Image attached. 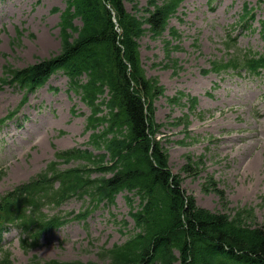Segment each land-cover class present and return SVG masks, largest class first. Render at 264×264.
Here are the masks:
<instances>
[{"label":"rangeland","instance_id":"obj_1","mask_svg":"<svg viewBox=\"0 0 264 264\" xmlns=\"http://www.w3.org/2000/svg\"><path fill=\"white\" fill-rule=\"evenodd\" d=\"M146 2L123 0V5L140 17L145 15L142 8ZM244 2L255 8V19L250 21L249 28L240 20ZM136 3L140 10L134 7ZM53 7L62 9L64 0H0V76L4 65L23 68L59 51V12H53ZM262 20L264 0H184L168 22V28L174 27L180 32L178 40L172 42L180 48L169 52L170 57L177 59L176 66L181 67L175 75L171 68H166L163 50L164 40L170 38L169 32L166 30L155 39L146 32L139 39L147 76L156 78L165 87L164 96L155 101L151 111L153 121L163 123L155 136L160 137L169 153V168L181 178V189L194 197L200 209L231 214L236 207L253 206L256 225L264 223V73L218 75L205 71L210 67V60L224 59L234 48L263 52ZM76 22L80 26L79 20ZM230 36L236 37L237 43L227 48L224 41ZM66 87V76L56 72L44 86L29 94L28 103L0 128V169L3 170L0 194H6L31 177L34 180L43 177L36 174L55 159L57 150L87 143L84 125L90 110L78 94L67 92ZM178 90L197 97L194 111L186 104L167 102L168 96ZM22 95L19 89L2 87L0 117L18 105ZM72 107L76 113H72ZM183 114H189L187 128L175 121ZM184 129L187 138H184ZM200 154L204 155L205 164L200 173L194 166L187 167L189 172L183 170L189 156L195 160ZM77 166L78 161L74 160L60 164L61 168ZM208 174H213L225 190V204L221 205L223 202L213 191L202 189ZM48 190L47 194H55L54 190ZM126 196L133 198L127 191L121 192L113 205L101 203L85 219L70 220L45 233L34 248H22L15 230L2 236L0 247L10 251L9 264H29L33 256L41 260L105 264L107 259L100 254L102 248L124 242L133 231ZM133 200L136 205L138 198ZM58 203L61 204L57 207L47 203L43 212L48 217L60 211L78 213L84 204L83 197L77 196Z\"/></svg>","mask_w":264,"mask_h":264},{"label":"trees","instance_id":"obj_2","mask_svg":"<svg viewBox=\"0 0 264 264\" xmlns=\"http://www.w3.org/2000/svg\"><path fill=\"white\" fill-rule=\"evenodd\" d=\"M64 1L59 51L23 68L4 65L0 83L15 79L33 90L52 71L64 70L70 76V86L90 108L86 129L91 130V144L102 152L75 148L55 152L57 160L48 164L43 177L21 183L0 196V220L16 221L26 231L44 222L42 198L53 182H58L55 194L59 201L87 191L96 200L111 203L117 192L127 190L139 199L134 208L133 198L127 196L134 232L124 243L100 253L108 264H264V225H243L249 213L242 209L232 217L200 209L194 197L181 189V178L170 171L168 152L155 136L163 123L153 121L151 109L164 87L144 73L138 39L147 31L152 38L161 37L181 0H147L142 8L145 15L140 17L126 10L123 0ZM134 7L140 10L137 3ZM169 33L172 38L178 35L173 27ZM169 43V39L164 41L167 54L176 48ZM248 58L258 67L264 66V55ZM233 60L219 65L213 62L212 68H227ZM179 98L174 95L171 102L177 103ZM70 159L86 163L77 168L57 167L59 161ZM198 165L188 158L183 170ZM92 171L101 175L91 179ZM54 224L62 221L56 218ZM34 240L25 236L22 244L33 247ZM8 256L0 258V264H9ZM29 264L99 263L33 256Z\"/></svg>","mask_w":264,"mask_h":264}]
</instances>
